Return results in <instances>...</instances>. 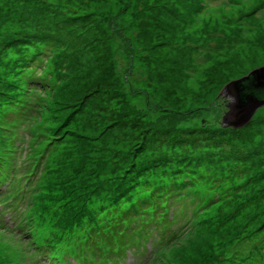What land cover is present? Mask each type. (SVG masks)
Here are the masks:
<instances>
[{
	"label": "rangeland",
	"instance_id": "1",
	"mask_svg": "<svg viewBox=\"0 0 264 264\" xmlns=\"http://www.w3.org/2000/svg\"><path fill=\"white\" fill-rule=\"evenodd\" d=\"M260 66L264 0H0V112L39 88L20 163L42 168L27 188L25 230L0 229V264L34 263L26 229L39 238L59 205L70 213L132 185L133 197L163 182L179 193L192 175L216 188L192 179L186 200L176 195L186 234L155 264H255L264 105L224 126L220 91Z\"/></svg>",
	"mask_w": 264,
	"mask_h": 264
},
{
	"label": "trees",
	"instance_id": "2",
	"mask_svg": "<svg viewBox=\"0 0 264 264\" xmlns=\"http://www.w3.org/2000/svg\"><path fill=\"white\" fill-rule=\"evenodd\" d=\"M202 3L204 4V2ZM8 41L16 42L14 38ZM44 80L47 79L42 78L38 80V83L47 86L48 83ZM38 89V87L32 88L23 102H16L12 97H8L5 102L9 108L2 107L0 112V183L9 180L6 193L13 191L18 182L32 181L34 183L37 174L42 169L40 165H37L34 170L27 171L26 168L23 170L20 163L23 156L20 147L21 145L23 147V139L29 125L27 123L29 119L26 116L41 115V110L38 109L41 108V96ZM9 114L12 117H8ZM244 142L235 141L236 144L241 145ZM141 146L142 144L138 143V147ZM167 160H170L169 155ZM145 165L152 166V162ZM184 172L193 174L190 170H184ZM46 173L48 174V170ZM172 178L176 181L174 176ZM192 179L197 180L200 184L202 182L205 187L208 185L206 188L212 190H215L218 182L214 181L212 185H209L200 181L201 176L192 175L188 182H179L180 190L183 189V197L180 195V190L178 193V189L173 186L174 183L163 182L157 187L142 184L141 193L136 197L132 196V192L129 193L133 185L128 190L123 188L125 186L115 187L107 191L105 194L108 195L107 197L103 196L102 199L105 197L104 200H106L107 198L106 202L98 200L94 206L83 205L79 210L70 213H65L59 205L56 221L51 222L55 214L44 217L46 224L42 235L39 234V238H32V228L26 229L27 234L31 236L36 258L44 264H55L60 257L61 250L66 248V251L72 252V254L76 252V249L84 251L86 253L82 259L84 264H107L111 258L113 264H121L129 246L143 245V239L149 229L146 227L153 223V218L159 208L164 205L165 200L177 202L176 195L178 194L179 198L186 200L185 197L188 195L186 190L188 189L185 188L189 186ZM47 185L50 186L49 179L43 185L44 188L47 189ZM28 186H32V184ZM186 220L190 223L188 217ZM168 223L172 224L173 222L169 221ZM260 244L255 250L258 253L254 256L255 264H264V241ZM169 247L163 252H166ZM160 256L156 258L154 264L161 260ZM119 260L120 262H118ZM150 263L153 264V261ZM247 263H253V261L249 258Z\"/></svg>",
	"mask_w": 264,
	"mask_h": 264
},
{
	"label": "water",
	"instance_id": "3",
	"mask_svg": "<svg viewBox=\"0 0 264 264\" xmlns=\"http://www.w3.org/2000/svg\"><path fill=\"white\" fill-rule=\"evenodd\" d=\"M220 93L226 101L222 125L241 127L247 124L254 112L264 105V66L230 81Z\"/></svg>",
	"mask_w": 264,
	"mask_h": 264
}]
</instances>
